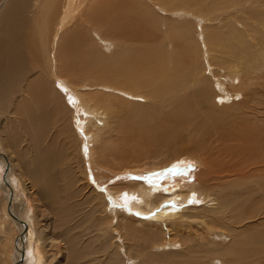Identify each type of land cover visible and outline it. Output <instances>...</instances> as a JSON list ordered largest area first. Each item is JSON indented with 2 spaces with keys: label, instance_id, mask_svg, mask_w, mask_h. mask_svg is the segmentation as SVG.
<instances>
[{
  "label": "bare ground",
  "instance_id": "1",
  "mask_svg": "<svg viewBox=\"0 0 264 264\" xmlns=\"http://www.w3.org/2000/svg\"><path fill=\"white\" fill-rule=\"evenodd\" d=\"M244 1L247 0H0V98L10 94V101L15 88L22 92L17 105L18 126L38 147L37 171L31 178L19 157L22 144L15 123L5 133L0 131V141L8 151L7 156L0 155L7 174L2 189L9 199L11 220L21 232L14 244L15 264H64V251L69 245L62 233L51 235L45 229L41 232L43 239L36 236L32 214L35 209L31 212L30 203L24 216L21 206L15 210V182L10 181L11 169H17L22 182L30 184L28 197L33 199L36 214L46 213L39 186L50 178L65 155L47 152L50 144L44 128L50 120L62 121L63 131L78 148L74 158L79 166H90V174H81L84 189L91 196L84 203L99 229L107 228L114 236L111 237L118 239L112 250L119 253L126 248L134 252L141 246L135 238L143 236L149 240L150 256L158 257L166 253L162 250L171 248L183 252L186 249L182 246L188 245L191 237L185 229L197 221L206 225L212 239L216 235L234 237L232 245L215 254L221 264H250L245 254H264V230H246L264 215V117L243 116L227 105L241 93L242 86H248L249 93L264 92V84L254 82V75H259L255 72H264V41L246 45L243 19L237 25L228 24V32L223 34L208 33L206 29L215 13ZM254 1L264 7V0ZM156 6L162 14L184 7L204 17L206 35H211L204 37V43L201 38L200 41L208 60L202 49L196 52V42L187 37L192 21H167L154 11ZM253 10L247 18L264 23V9ZM219 45L238 48L232 55L239 57L245 71L225 67L226 59L213 54ZM103 47L110 53L101 52L99 48ZM206 62L210 77L206 76ZM131 82L149 92L130 87ZM142 100L150 102L145 105L151 108L147 116L140 115L144 108L138 102ZM165 102L171 103V108L159 118L154 116L158 105ZM251 108L259 113L258 106ZM127 109L133 115L118 128L125 141L151 143L154 139L167 147L171 140L179 139L183 130L194 126L197 147L211 140L218 146L206 155L198 153L195 145L197 153L171 149L170 157L155 163L154 168L145 164L112 166V115ZM39 111L44 118L34 117ZM119 177L123 180L113 184ZM223 204L236 211L231 215V226L210 216ZM190 205L196 207L190 209ZM121 209L139 222L115 213ZM37 221L42 223L39 217ZM213 224L218 226L216 231ZM239 227L241 232L233 233ZM137 251L139 255L141 251ZM118 255L114 252L104 258L92 257L87 263L119 264ZM132 258L135 264L136 258Z\"/></svg>",
  "mask_w": 264,
  "mask_h": 264
},
{
  "label": "rangeland",
  "instance_id": "2",
  "mask_svg": "<svg viewBox=\"0 0 264 264\" xmlns=\"http://www.w3.org/2000/svg\"><path fill=\"white\" fill-rule=\"evenodd\" d=\"M148 3L150 4V2ZM253 7H259L261 9H264V7H261L254 0H247L240 3L239 5H233L228 9H224L218 13H215V15H213V18L215 17L214 21L212 23H207L206 25L208 33L213 32L215 34H223L227 31L228 24L235 23L237 25L240 20L243 19L242 24H245L247 29L246 31H243V35L246 40V45L250 43L256 45L258 42V44L260 45V43L264 41V23L262 22V20L257 21L247 18L249 15V11H254ZM154 11L159 14L161 13V11H158L157 6L155 7ZM178 11H173L174 14L172 13V11H166L165 14L161 13L160 15H164V18L167 21L177 19L182 20L183 22H188V20H191L193 27L189 26V32L187 33V37L192 42H196V52L202 49L203 57L207 59L208 55L204 50V46L202 45L200 38L203 42L204 37L208 38L211 34L209 36L206 35V31L204 29L205 25H203L204 17L200 16V14L198 13H192V11L189 12L187 11V8L185 9L184 7H179ZM181 13L184 15H182ZM237 28L241 31L242 26L239 25L237 26ZM94 39H96L95 41L100 43L96 35H94ZM99 50L106 54L110 53L109 48L107 47H103V49L99 48ZM237 50L238 48H231L227 46L223 47L219 45L218 48H214L213 54L216 57L226 59L227 62L225 67L238 69L243 72L245 71V65L239 59L238 56L232 55L236 53ZM242 50L244 49L242 48ZM205 66L207 68L206 76L210 77V70L208 69L207 62ZM255 74L259 75H254L256 77L254 82L259 83L258 85H261L260 83L264 84V72L260 70L256 71ZM238 83L236 84L237 86H239ZM129 86L134 87L137 90L149 92V89H143L135 82H131ZM56 87L59 88L57 84ZM247 87L248 86H245L244 88V86H242V95L241 93H239L238 95H234L233 98L229 100V102H227L229 103L227 105L232 106L231 109L239 112L240 115L243 116L252 115V117H264V92H260L257 94H253L252 92L249 93L250 89L246 91ZM11 94L12 99L10 101V94L4 97L3 99L0 98V110L2 109V113H0V131H3L5 133L6 131H8L10 125L13 122L15 123V132L20 138L19 141L22 144V151L19 148V157L20 160L24 163L25 167H28L27 171L29 172V175H31L32 178V174H35L37 171L35 158H37L38 147H36L32 142H30L29 136L23 135L20 132L18 126L20 115L17 111V105L22 98V92H19L17 88H15ZM216 101H219V99H217ZM138 103L144 108V111L140 113V115H149L151 112V108H147L148 106L145 105H149L150 102H144L142 100ZM121 104L123 105L124 103ZM251 106H258L259 113L254 112ZM158 108L159 109H157L158 111L154 116H157L159 118L162 115V112L171 108V103H161L158 105ZM36 114L37 115H35L34 113L35 118H44L43 114L42 116L38 115L41 114L40 111L36 112ZM130 115L133 114L129 112V109L120 110L118 113L112 115V124L109 128L110 131L113 133L112 139L113 143H115V145L112 146L113 149L110 151L109 156V163L111 162L112 166L120 167L122 165L129 164L130 167H133L137 166L138 164H145L149 168H154L155 163L164 162L163 160L168 159V157H170L171 149L175 148L176 150L181 149L185 152L195 153L196 150L193 147L195 145V147L198 148V153L206 155V153L212 152L215 147L218 146V144H215L211 140L210 142L203 141L202 146L197 147V139L194 137V126H191L192 129H188V127L183 130L182 135L179 137V139L171 140L170 145L167 147L161 146L154 139L151 143H144V141L139 143L125 141L124 139H122V136L120 135L121 130H119L118 128L128 123ZM63 125L64 124H62V121L55 122L50 120L49 124L46 125L44 128L45 139L50 144L48 146L50 148L47 147V152L59 154L60 152H63L65 154H60L62 155L61 158L64 157V159L57 163V165L50 174V178L46 181H41L43 185L39 186V191L42 194V200L44 201L46 206V213H44L43 216L36 214V208L32 203L33 199L28 197V195L30 196L31 192V189H29L30 184L28 181L26 183L22 182V177L20 176V174H18L19 172L17 171V169H11L10 177L12 176V178L10 181L15 182V186H12L14 191L13 198L14 201L17 203L16 205L22 207V215L24 216V214H26L28 208L30 207V203L32 205L31 212L33 211V209H35L32 214H34V227H37V230L34 229L37 231V233L35 232L36 236L41 237L43 239L41 232L47 229V232L51 235L53 233H62L68 238L69 245L67 246V251H64V253L66 252L65 257L62 259L64 264H89L87 262L92 259V257L104 258L107 254L114 252L115 255L120 254L118 255L119 258L115 256V259L118 258L117 263L119 264H134L132 257L136 258L135 264H221V262L215 259V254L219 252L222 253L223 250H225L228 246L232 245L234 237L231 238V235L230 237L216 235L212 239L210 234L207 233L206 225L199 224L197 221H192L190 224H188L187 228L185 229L186 233L190 234L191 237L188 238V245L182 246L184 250L186 249L183 252H181L182 249L180 250L176 248L178 250H174L171 248V250H162L166 253L158 257L150 256L151 248L148 244L149 240L144 238L143 236H137L135 238L138 239V244L141 245L139 246V248H136L137 250L141 251L139 255H137V250H135L134 252H129L126 248H123L119 253H117L116 250H112V247L114 248V244L116 246L115 242L118 239L112 238L114 236L110 233V230H107V228L104 227L103 230L99 229L100 227L94 220L92 212L87 214L88 206L84 203V200L91 197L89 195L90 192L84 189V177H86V174H90V166L86 163H82L81 166H79L78 160L74 158V155L76 156V151L78 150L77 145H73L71 143L72 138L69 137L68 133H65L63 131ZM29 131L32 135V130ZM42 147L46 148L45 144H43ZM7 152L8 151L6 149V145L2 141H0V155L7 156ZM4 168L5 167L3 166V164L0 163V264H15L14 244L15 241L21 237V232L19 231L18 227L14 224V220H11L13 218L11 217L12 215L9 213V199L4 189H2L5 186V176H7V174H5L6 168ZM195 170H197V168ZM191 173L193 175L194 171L192 170ZM120 179L123 180V177L115 178L113 180V184L118 182ZM36 198H39V195ZM23 203H25V205H23ZM19 206L17 207V209H15L16 211H19ZM190 206H192L190 209L196 207V205ZM198 206L200 205H197V207ZM12 209L13 202L11 206V211ZM116 212H120V215H122L125 220L128 217L136 219L133 214H128L123 209H121L120 211L115 210V213ZM232 214L235 215L236 211H233L231 207L223 204V207L219 209L217 213H213L210 216L214 215V219L220 224L231 226L230 218ZM135 216L140 218L143 217L139 214H135ZM38 217L40 218L42 223H38ZM144 220L148 222V219ZM136 221L139 222V220L137 219ZM209 226L210 225H208V227ZM137 227L142 228V226L138 223ZM214 227H216V231L218 226L214 225ZM247 229H249L247 233L255 232L257 230H264V215L256 219L255 225H248L246 230ZM235 232H241V227H239L237 230H234L233 233ZM45 234L46 233L44 232L43 235ZM70 238L72 240H70ZM84 239L88 240L83 241ZM125 243L127 245L129 244L127 240H125ZM214 249L220 250L214 251ZM93 252L96 253L93 255ZM245 255V261L250 262V264H257L258 261L264 262V254L251 256H249L248 254ZM213 259L215 262H213Z\"/></svg>",
  "mask_w": 264,
  "mask_h": 264
}]
</instances>
